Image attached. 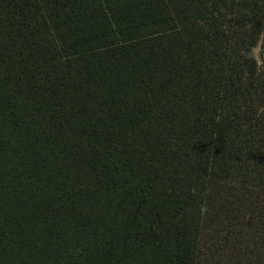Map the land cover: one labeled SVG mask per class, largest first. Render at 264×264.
<instances>
[{"label":"trees","instance_id":"16d2710c","mask_svg":"<svg viewBox=\"0 0 264 264\" xmlns=\"http://www.w3.org/2000/svg\"><path fill=\"white\" fill-rule=\"evenodd\" d=\"M0 264H264V0H0Z\"/></svg>","mask_w":264,"mask_h":264},{"label":"rangeland","instance_id":"374dc122","mask_svg":"<svg viewBox=\"0 0 264 264\" xmlns=\"http://www.w3.org/2000/svg\"><path fill=\"white\" fill-rule=\"evenodd\" d=\"M260 42L256 45V47L253 49V54L254 56L258 59L259 57V51H260V46H259Z\"/></svg>","mask_w":264,"mask_h":264}]
</instances>
